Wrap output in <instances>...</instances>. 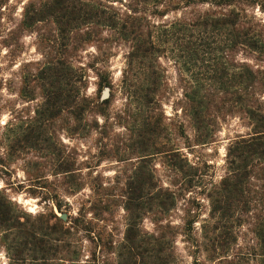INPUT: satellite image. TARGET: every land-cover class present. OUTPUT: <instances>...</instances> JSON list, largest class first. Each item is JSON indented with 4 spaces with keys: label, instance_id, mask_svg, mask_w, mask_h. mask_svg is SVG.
<instances>
[{
    "label": "rangeland",
    "instance_id": "obj_1",
    "mask_svg": "<svg viewBox=\"0 0 264 264\" xmlns=\"http://www.w3.org/2000/svg\"><path fill=\"white\" fill-rule=\"evenodd\" d=\"M46 1L0 0V192L70 231L46 264H120L128 206L145 239L163 237L165 264H264V134L250 115L264 111V0H78L105 19L65 33L27 24ZM232 20L254 42L235 30L232 44ZM142 40L158 50L143 60L161 81L149 103L132 57ZM59 59L78 73L64 93L75 106L42 117L39 74ZM4 236L0 264H42L16 260Z\"/></svg>",
    "mask_w": 264,
    "mask_h": 264
},
{
    "label": "trees",
    "instance_id": "obj_2",
    "mask_svg": "<svg viewBox=\"0 0 264 264\" xmlns=\"http://www.w3.org/2000/svg\"><path fill=\"white\" fill-rule=\"evenodd\" d=\"M31 15H29V13ZM26 12L25 18L28 20L29 25L34 23L43 22L45 19L52 20L60 32H69L74 25H82L84 23L99 21L104 18V13L98 8L91 7L86 3L78 0H47L38 10L32 9V13L29 10ZM110 21V20H108ZM110 27H114V24H108ZM229 25L233 28V40L232 44L237 43L238 35L235 30H240L243 36L246 38L247 43L254 42L251 34L245 24L239 20H232ZM126 25H123V29H126ZM256 45V43L254 44ZM158 53L156 45L151 41H138L136 46V52L132 57L139 61V65L145 71H148L143 80H141V86L138 87L140 92V98L145 103H149L151 95L156 94L157 89L160 87L161 81L160 76H156L155 72H150L151 66L146 67L143 60L147 58L148 54L152 57ZM215 72L222 73V70H215ZM250 74V72H247ZM39 76L44 81V94L45 102L42 117L48 112L61 111L63 108L69 107L74 109L75 97L71 100V92L67 89L68 96H64L65 89L67 86H71L78 81V73L73 69L70 63H66L64 60L51 61L47 63ZM241 76H233L231 82L233 84L240 83ZM212 82H217L225 87V83L221 77H212ZM253 87L252 83L254 78H248ZM72 87V86H71ZM248 89V88H247ZM72 91V89H71ZM73 96V95H72ZM201 97L198 100V105L201 102L207 100V96L200 94ZM197 121L199 123L198 131L202 129V116L199 112H195ZM250 115L255 118L256 129L258 133L264 134V111L254 106L250 107ZM202 121V122H201ZM203 138V136H201ZM207 137V135L205 136ZM204 137V138H205ZM242 152L236 158L242 159ZM264 155V153L262 154ZM238 170H241L239 166ZM65 172H70L66 170ZM150 201H155L160 207L165 205V200L159 196L151 198ZM58 209H61L58 206ZM139 207L128 206L127 211L130 213V223L126 232V244L119 251L120 264H165V242L162 236H150L149 239H145L140 231L137 229L136 215ZM56 219V224L50 226L44 217H40L31 220L26 214H21L12 202L0 192V232L5 236L4 239L7 243V249L13 253L16 260L20 257H24L25 254H31L34 262L40 261L42 264L48 263L50 258L46 260V257H57L61 252L69 250L71 242L69 241L70 231L66 229L60 219L57 216H53ZM24 219V220H23ZM23 220V221H22Z\"/></svg>",
    "mask_w": 264,
    "mask_h": 264
},
{
    "label": "water",
    "instance_id": "obj_3",
    "mask_svg": "<svg viewBox=\"0 0 264 264\" xmlns=\"http://www.w3.org/2000/svg\"><path fill=\"white\" fill-rule=\"evenodd\" d=\"M104 97L106 98L107 97V93L104 95ZM63 219L66 218V216H62Z\"/></svg>",
    "mask_w": 264,
    "mask_h": 264
}]
</instances>
